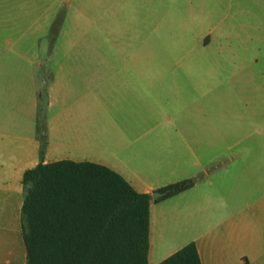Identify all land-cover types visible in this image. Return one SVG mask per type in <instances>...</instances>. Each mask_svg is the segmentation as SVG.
<instances>
[{
	"label": "crops",
	"instance_id": "obj_1",
	"mask_svg": "<svg viewBox=\"0 0 264 264\" xmlns=\"http://www.w3.org/2000/svg\"><path fill=\"white\" fill-rule=\"evenodd\" d=\"M163 64L131 58L44 62V125L36 124L25 138L24 161L29 160L11 172L0 160V264H26L24 172L39 161L62 160L105 165L142 193L183 179L193 182L150 204L148 264L189 242L201 264H264V140L241 148L222 163L221 174L209 175L207 162L196 154L197 142L181 135L195 131L180 123L181 78L165 75ZM196 168L205 179L200 187Z\"/></svg>",
	"mask_w": 264,
	"mask_h": 264
},
{
	"label": "rangeland",
	"instance_id": "obj_2",
	"mask_svg": "<svg viewBox=\"0 0 264 264\" xmlns=\"http://www.w3.org/2000/svg\"><path fill=\"white\" fill-rule=\"evenodd\" d=\"M130 58L181 78L180 123L195 127L181 135L209 175L264 140V0H0L4 170L24 166L25 138L44 125L45 61Z\"/></svg>",
	"mask_w": 264,
	"mask_h": 264
},
{
	"label": "trees",
	"instance_id": "obj_3",
	"mask_svg": "<svg viewBox=\"0 0 264 264\" xmlns=\"http://www.w3.org/2000/svg\"><path fill=\"white\" fill-rule=\"evenodd\" d=\"M44 146L42 135L40 154ZM22 183L26 264H148L150 204L193 185L183 179L142 193L105 165L69 160L39 161ZM157 264L201 261L189 242Z\"/></svg>",
	"mask_w": 264,
	"mask_h": 264
}]
</instances>
